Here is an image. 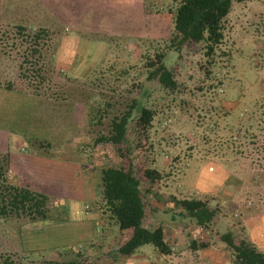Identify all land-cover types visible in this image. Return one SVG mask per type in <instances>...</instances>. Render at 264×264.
Instances as JSON below:
<instances>
[{
  "label": "rangeland",
  "instance_id": "1",
  "mask_svg": "<svg viewBox=\"0 0 264 264\" xmlns=\"http://www.w3.org/2000/svg\"><path fill=\"white\" fill-rule=\"evenodd\" d=\"M0 1L3 3L2 14L11 5L21 6L29 2ZM178 1L49 2L47 5L50 4L54 8H43L45 16L50 18L58 14L61 18L64 17L63 22L70 26L63 29L61 27L60 30L53 29L48 40L50 53H53L54 44L55 48L59 45L61 36L74 33L73 22L86 10L85 15L88 14L90 20L96 14L110 17L112 11L129 10L132 6L131 14L125 16L126 20L115 23V26L105 25L102 28L101 33L106 37L104 44H88L78 56L79 63H82L78 70L84 71L87 64L91 65L85 79L105 82L104 85L112 87L113 91L108 92L104 86H98L94 82H91L88 88L105 90L107 95L111 94L115 99H118L120 94L128 95L126 99H129L135 92L126 93L125 90L133 89L135 85L146 81L151 69L145 66L147 60L155 53L166 51L165 45L172 32V14L168 8L175 7ZM158 8L159 12L156 11ZM91 23L89 21V24ZM110 24L111 20L108 22V25ZM223 26V42L212 57L205 54L203 44H188L177 55L173 54L170 67L179 82L174 91L160 89L156 79L148 81V87L152 89L149 104L154 116L146 131L131 133L130 136L133 141H140L142 144L139 157L161 174V177L149 186L150 204L145 223L147 224L148 218L155 219L156 223L163 226L165 232H173L183 227L181 239L188 244L193 239L209 243L208 247L191 250L187 244L177 241L173 253L162 258L157 257V251L151 244H144L138 247L135 253L146 254L147 264H234L229 248L216 234L218 230L228 228L239 233L240 227H243L245 236L258 250L264 252V210L254 209V206L257 208L258 194L262 188L250 182V175L263 161L246 153L248 136L250 132L255 131V121L264 111V0L233 2ZM12 27L1 21L0 34L1 31H8L11 35ZM2 38L4 37H0V130L7 129L10 132L9 155L15 160L23 159L21 167L25 168V163L29 162L25 161L22 155L34 152L30 150V142L46 137L50 130V134H62L65 132V126L69 124L70 117L73 123L79 122L78 125H81L86 117L80 102L73 105L72 102H61L58 110L52 113L60 112L61 115L52 117L51 107L42 102L47 99L33 98L22 91L17 92L21 95L8 92L10 90L5 89L4 84L7 81L17 82L18 60L15 49L11 48L10 52H6L10 50L11 40L5 46V40ZM71 45L72 42L64 45L61 57L67 56L68 46ZM102 46H105L104 49ZM166 63L170 65V59ZM61 73L73 77L70 68L69 71L62 69ZM66 84L71 88L76 87L69 82ZM43 85L54 91L67 87L64 86V80L57 77L44 82ZM69 106L73 110L65 115L64 108ZM94 106L93 104L92 107ZM95 115L99 116L96 106L91 110V116ZM106 127V124L91 122L86 129L92 140L85 148L82 147L84 144L68 142L56 143L49 149V153L59 157V160L56 164L53 163L55 165L42 166L46 172L51 173L48 183L44 186L55 197L53 205L59 216L71 215L76 207H81V194L75 183L68 178L70 166L63 168L68 164L62 161L72 157L81 158L84 164L82 181L88 196L87 205L89 208L101 209L99 169L118 161L108 145H93L98 131H106ZM236 130L239 132V138L235 136V140ZM19 142L22 143L21 155L16 150ZM31 161L32 159L25 169H37L40 166L38 162ZM11 174L12 180L16 181L17 172L13 170ZM172 197L205 199L208 205L216 210L210 226L202 230L178 207L174 209L169 206ZM152 199L155 203L160 202L165 210L156 211ZM84 202L83 200L82 204ZM49 223L28 225L43 227L39 232L47 233ZM20 231L21 226L17 221H0V255L8 256L16 264H48L46 261L49 259L65 260L69 257L51 255L53 249L61 248L50 246L48 243H36L34 248L37 250L29 251L28 259L23 258L26 251L20 246ZM166 236L172 245L169 233ZM106 264L131 263L114 259L108 260Z\"/></svg>",
  "mask_w": 264,
  "mask_h": 264
},
{
  "label": "trees",
  "instance_id": "2",
  "mask_svg": "<svg viewBox=\"0 0 264 264\" xmlns=\"http://www.w3.org/2000/svg\"><path fill=\"white\" fill-rule=\"evenodd\" d=\"M34 1L29 0L23 7L32 6ZM242 1L245 0H179L175 7L168 8L172 14V32L165 45L166 51L155 53L151 59L147 60L145 66L151 69L148 71L146 81L135 85L133 89L125 90L126 93L135 92L129 99H126L128 95L122 94L115 99L111 94L107 95L105 90L88 88L92 81H87L86 76L76 78L63 75L61 71L63 67L68 69V65L66 62L58 63L50 53L48 40L53 31L50 26H38L32 29L26 24L17 23L12 24L11 35L8 31H1L0 37H4L2 40H5V46L11 40L10 50L6 52L15 49L18 60L17 82L7 81L4 88L47 99L42 102L48 103L45 105L51 107L52 117L61 115L60 112L52 114L58 110L57 107L61 102H72V105L80 102L86 117L81 125H78L79 122L73 123L70 117L69 124L65 126V132L57 135L50 134V130L46 137L30 142V150L42 149L45 154H50L49 149L56 143L68 142L84 144L82 147L85 148L92 140L86 127L91 122H95L100 125L106 124L107 127L106 131H98L93 139V145H108L118 159L114 164L100 167L98 183L101 209L108 212L115 222L120 232V239L111 250L93 258L83 254L76 247L77 245H68L60 250L53 249L51 255L55 254L61 258L69 255V257L65 260L49 259L46 261L48 264H106L108 260H114L118 256L132 255L144 244H151L159 254L173 253V247L165 237L163 226L158 224L150 227L145 223L150 204L149 186L151 182L159 179L161 174L139 157L142 144L140 141H133L130 136L131 133L146 131L154 116V111L149 104L152 89L148 87V81L156 79L160 89L167 92L174 91L179 82L170 67L173 54L177 55L188 44H203L205 54L212 57L217 47L223 42L225 36L223 21L230 12L233 2ZM131 7L129 10L112 11L110 17L99 13L90 20L87 17L88 14L85 15L86 10L73 22V30L82 38L105 43L106 37L101 33L102 28L105 25L112 27L115 23L126 20L125 16L131 14ZM156 11L159 12V8ZM55 19L52 26L57 27L59 23L62 24L63 18L58 14ZM103 20L105 22H102ZM110 20L111 24L108 25ZM89 21L92 23L89 24ZM168 59H170V65L166 63ZM55 77L63 79L64 86L67 87L61 91L44 87V82L52 81ZM67 82L75 84L76 87L71 88L69 84H66ZM93 82L98 86H104L108 92L113 91L112 87L104 85L105 82ZM93 104L99 116H91V110L95 108V106L92 107ZM71 110L73 109L70 106L65 107V115ZM262 113V116L255 121V131L250 132L248 136L246 149L248 155L256 156L257 160L263 161L250 175V182L262 188L258 194L257 208L254 206L256 210H264V111ZM104 119L107 121H103ZM235 136L239 138L237 130L234 139ZM13 168L9 152L0 151V221L13 220L23 226L51 223L62 219V215L59 216L53 205L55 197L45 186L36 178L21 174L18 170H16L17 180L13 181L11 176ZM169 202V206L174 209L178 207L202 230L210 226L216 214V210L203 198L172 197ZM179 230L184 232L183 227ZM216 234L218 239L229 248L234 264H264V252L258 250L255 244L245 236L243 227H240L239 233L228 228L218 230ZM208 244L207 241L193 239L188 246L191 250H197L208 247ZM23 254V258L26 259L30 256L28 252ZM0 264H16V262L8 256L0 255Z\"/></svg>",
  "mask_w": 264,
  "mask_h": 264
},
{
  "label": "crops",
  "instance_id": "3",
  "mask_svg": "<svg viewBox=\"0 0 264 264\" xmlns=\"http://www.w3.org/2000/svg\"><path fill=\"white\" fill-rule=\"evenodd\" d=\"M60 0H35L32 4V6H28V8H24V5L17 6V5H11L10 8H8L4 14L1 13V9L3 8V3L0 1V22L4 21L5 24H17V23H23L29 26V28H37L38 26H50L51 29H63L69 28V25H66L63 21L62 24H60L57 27L52 26V22H54L56 19L55 17H46L44 14V9H50L54 8L50 4L49 6L47 3L57 2ZM134 1V0H133ZM59 6V4L57 5ZM22 7V8H21ZM44 8V9H43ZM49 12V11H48ZM47 12V14H49ZM2 14V15H1ZM64 15V14H63ZM61 17V16H60ZM64 18V17H63ZM74 32V31H73ZM60 43L55 48L54 44V50L52 53V56L54 57V60L58 61V63H67L68 65V71L69 68L71 69V72L73 73V77H84L87 76L88 73L91 70V65L86 66V69L84 71L78 70V67L82 63H79L78 56L81 55L80 52L83 49L84 46L88 44H92L95 41H90L88 39H84L80 36H78L75 32L73 34L68 33L60 37ZM73 43V45L68 46L67 56L61 57L60 54L62 52V49L65 48L64 45L66 43ZM102 43L98 42L97 44ZM104 44V43H102ZM99 44V45H102ZM105 46H102L104 49ZM63 69H66L63 67ZM11 93H16L17 95H21L17 93L16 91H8ZM30 95V94H28ZM33 98H36L33 96ZM38 99V98H37ZM37 99L35 102H38ZM0 151L1 152H9L10 153V144H9V136L10 132L7 129H1L0 130ZM21 149H22V143H17L16 150L19 152V155H21ZM42 149H35L34 152H30V155H22V157L25 159V161L29 163H25V168L30 165L31 162H38L40 166L38 168H28L25 169L21 167V163L23 159L11 158L10 161L12 163V166L14 167V171L18 170L21 174H27L30 175L37 180L40 181L43 185L48 183V179L51 175V173L46 172L42 166L45 165H55L59 159V157H55L53 154H45L43 151L42 153L39 152ZM29 151V150H28ZM33 151V150H32ZM54 158V159H53ZM52 161V163L50 161ZM61 160V159H60ZM62 162L67 163V166L70 169V181L75 183L76 187L78 188L81 196V207L75 208V210L72 211L71 215H62V219H58L55 222L49 223L48 226V232L42 233L39 232L41 229L43 230V227H32L28 224L21 226L20 231V246L22 249L26 252L29 251H35V245L36 243H48L50 246H56L58 248H62L68 245H77L76 247L79 248L83 254L89 256L90 258L97 257L102 255L103 253L108 252L113 248V245L120 239V232L115 224V222L110 218L108 212L104 211L103 209H94L89 208L86 202V198L88 197L84 190V182L83 179V162L82 159H78L77 157H72L70 159H67V161L64 159ZM55 163V164H53ZM57 166V165H56ZM74 168V170H73ZM66 169V168H65ZM72 179V180H71ZM93 198V197H92ZM91 199V196H90ZM83 200L85 201L82 204ZM152 201L155 203V200L152 199ZM159 203V204H158ZM155 203L156 211H163L165 210L160 202ZM64 217V218H63ZM147 225L150 227L157 225L156 220L154 219H147ZM187 227V226H186ZM169 233V241H172V247L173 251L177 247V241L184 243L185 245L188 243L185 242L183 239H181L183 236V231L176 230L173 231L169 230V232H165V234ZM165 237H167L165 235ZM158 254V258H162L166 255ZM146 254L143 252L141 254L133 253L132 255L128 257H116V261L125 262L128 261V263L131 264H147L146 262Z\"/></svg>",
  "mask_w": 264,
  "mask_h": 264
}]
</instances>
